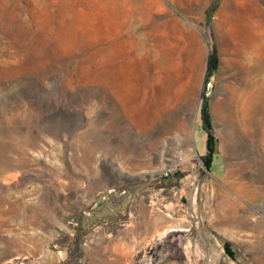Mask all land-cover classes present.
I'll return each instance as SVG.
<instances>
[{
    "label": "rangeland",
    "instance_id": "obj_1",
    "mask_svg": "<svg viewBox=\"0 0 264 264\" xmlns=\"http://www.w3.org/2000/svg\"><path fill=\"white\" fill-rule=\"evenodd\" d=\"M155 188L264 264V0H0V264H81L94 202Z\"/></svg>",
    "mask_w": 264,
    "mask_h": 264
},
{
    "label": "crops",
    "instance_id": "obj_2",
    "mask_svg": "<svg viewBox=\"0 0 264 264\" xmlns=\"http://www.w3.org/2000/svg\"><path fill=\"white\" fill-rule=\"evenodd\" d=\"M206 191L155 188L147 194L136 193L133 198L126 191L99 197L93 206L91 232L78 245L82 251L80 263L244 264L233 249L244 246L242 230L223 235L221 231L228 224L213 217L196 219L186 207L188 203L180 200H191L193 209L197 193ZM214 191L211 188L209 192ZM82 221L83 228L87 220ZM250 247L254 249L253 244Z\"/></svg>",
    "mask_w": 264,
    "mask_h": 264
},
{
    "label": "trees",
    "instance_id": "obj_3",
    "mask_svg": "<svg viewBox=\"0 0 264 264\" xmlns=\"http://www.w3.org/2000/svg\"><path fill=\"white\" fill-rule=\"evenodd\" d=\"M209 149H210V153H211V154H209L208 159H207V161L209 162L208 167L210 166L211 157H212V155H213V149H211V148H209ZM226 247H227V245L225 244V249H226Z\"/></svg>",
    "mask_w": 264,
    "mask_h": 264
},
{
    "label": "built area",
    "instance_id": "obj_4",
    "mask_svg": "<svg viewBox=\"0 0 264 264\" xmlns=\"http://www.w3.org/2000/svg\"><path fill=\"white\" fill-rule=\"evenodd\" d=\"M109 194H111V192H108Z\"/></svg>",
    "mask_w": 264,
    "mask_h": 264
}]
</instances>
